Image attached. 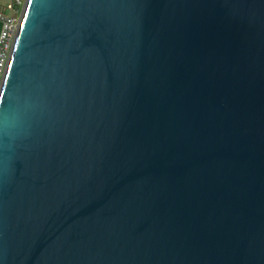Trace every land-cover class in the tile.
Returning <instances> with one entry per match:
<instances>
[{
    "label": "water",
    "instance_id": "95a60500",
    "mask_svg": "<svg viewBox=\"0 0 264 264\" xmlns=\"http://www.w3.org/2000/svg\"><path fill=\"white\" fill-rule=\"evenodd\" d=\"M0 264H264V0H25Z\"/></svg>",
    "mask_w": 264,
    "mask_h": 264
},
{
    "label": "built area",
    "instance_id": "2783aa9c",
    "mask_svg": "<svg viewBox=\"0 0 264 264\" xmlns=\"http://www.w3.org/2000/svg\"><path fill=\"white\" fill-rule=\"evenodd\" d=\"M25 0H10L13 13L0 12V86L13 48Z\"/></svg>",
    "mask_w": 264,
    "mask_h": 264
},
{
    "label": "crops",
    "instance_id": "0c3cea01",
    "mask_svg": "<svg viewBox=\"0 0 264 264\" xmlns=\"http://www.w3.org/2000/svg\"><path fill=\"white\" fill-rule=\"evenodd\" d=\"M13 8L10 6V1L8 3L2 4L0 2V12L1 13H13ZM0 27H1V22H0Z\"/></svg>",
    "mask_w": 264,
    "mask_h": 264
},
{
    "label": "rangeland",
    "instance_id": "374dc122",
    "mask_svg": "<svg viewBox=\"0 0 264 264\" xmlns=\"http://www.w3.org/2000/svg\"><path fill=\"white\" fill-rule=\"evenodd\" d=\"M10 0H0V2L2 3V4H6V3H8Z\"/></svg>",
    "mask_w": 264,
    "mask_h": 264
}]
</instances>
